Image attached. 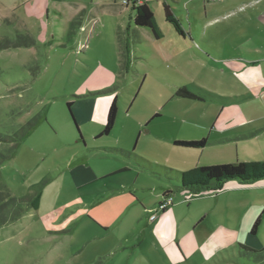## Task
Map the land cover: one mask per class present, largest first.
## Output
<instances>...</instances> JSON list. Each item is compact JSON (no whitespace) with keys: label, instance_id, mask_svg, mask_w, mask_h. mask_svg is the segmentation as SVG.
<instances>
[{"label":"rangeland","instance_id":"374dc122","mask_svg":"<svg viewBox=\"0 0 264 264\" xmlns=\"http://www.w3.org/2000/svg\"><path fill=\"white\" fill-rule=\"evenodd\" d=\"M144 1L154 10L161 39L130 23L131 6L127 11L121 0H69L66 17L54 15L49 2H16L9 10L14 2L0 0V221L9 219L0 225V264H167L151 227V211L164 195L160 174L264 160H256L264 148L259 138L209 143L210 117L231 128L252 117L241 112L250 105L247 99L235 97L238 77L210 70V25L226 22L224 0ZM165 2L184 31L192 30L187 39L165 19ZM119 31L145 51L123 69L108 55ZM172 44L183 47L176 59L170 57ZM182 86L208 99L176 96ZM90 88L106 92L83 98ZM210 93L220 102L210 103ZM116 97L117 126L96 139L92 125L80 122L88 102ZM69 102L85 141H78ZM134 127L143 130L132 138ZM203 139L204 147L175 144ZM86 152L98 173L108 174L74 186L70 166ZM244 190L177 192L170 207L210 194V219L232 220L240 210L231 206L243 194L246 200L257 197ZM38 191L43 201L36 210L26 198ZM17 204L25 212L14 218Z\"/></svg>","mask_w":264,"mask_h":264},{"label":"crops","instance_id":"0c3cea01","mask_svg":"<svg viewBox=\"0 0 264 264\" xmlns=\"http://www.w3.org/2000/svg\"><path fill=\"white\" fill-rule=\"evenodd\" d=\"M12 1L8 5L9 10L15 7L16 2L35 3L36 6L43 5L45 2L53 6L54 15L66 17L67 13L64 8L68 7L69 0H7ZM103 1V0H101ZM119 1L120 0H114ZM140 3H146L140 0ZM60 4V6H59ZM148 4V3H147ZM29 5V4H28ZM71 6V5H70ZM128 11V6L126 5ZM224 19L225 23L222 25H210V70L216 73L230 72L235 74L240 83V87L236 91V99H247L246 102L250 103L249 107L241 106V112L246 115L247 112L251 113L252 117L246 122L240 124L237 128L225 127L219 123L218 119H211L210 117V144L223 143L231 139H250L259 138L264 140V0H224L223 1ZM76 10H78L76 8ZM130 23H134V11L129 10ZM216 17L210 20H218ZM140 27V26H137ZM122 28V25H119ZM120 32V31H119ZM118 34L120 35V33ZM181 35L188 38L192 35V30L189 28L188 34ZM162 35L161 38H163ZM112 38V36H111ZM115 38V37H114ZM130 35L121 36V39L115 38L110 42V53L108 55L117 57L118 63L123 69L131 63V60L140 59L145 54L142 46L139 48L130 39ZM157 38V39H161ZM181 43V42H180ZM192 45V41L190 42ZM176 45V44H175ZM185 48H188L185 43ZM180 47H174L172 44L169 47L170 57L176 59L179 54ZM107 50V48H106ZM92 53L89 52L88 55ZM100 58L97 55H92V58ZM99 85L98 88H102ZM186 87V86H182ZM187 88V87H186ZM188 89V88H187ZM85 89L83 98H89L101 95L106 92V89ZM206 95V93H204ZM202 95V94H201ZM210 103L220 102L219 96L210 93ZM223 98V97H222ZM115 99V98H114ZM112 98L107 99H93L89 100V106L86 108L88 115L85 114L84 118L80 121L82 123H90L92 125L91 133L96 139L107 137L114 132L117 126V120L113 130L103 136L99 134L104 130L107 123L109 109L112 105ZM117 104H118V97ZM98 101L99 104H95ZM225 102V101H224ZM103 104V105H102ZM241 105V104H240ZM248 108V109H247ZM159 114L157 111L155 115ZM75 118V125L79 131L78 141H85V136L80 130L78 120ZM158 116V115H157ZM142 126V125H141ZM195 126H197L195 124ZM202 130H208V127L199 126ZM238 130V131H235ZM143 129L134 127L130 131V137L134 138L139 132L141 134ZM233 130V133H231ZM206 132V131H205ZM90 133V134H91ZM238 133V134H235ZM92 135H89L90 137ZM140 136V135H139ZM121 151L130 158H141L138 155H133L121 148H110ZM86 150V149H85ZM261 157L256 160L264 159V148L261 150ZM92 158L89 153H85L78 162L70 166L71 179L74 186H81L86 183H91L98 180L105 173H98L95 167L91 164ZM77 162V163H75ZM183 171L168 170L166 175H161L164 179L162 193L171 192L174 195L178 192L192 191L184 189L179 185V173ZM167 176V177H166ZM216 189L218 187H212ZM211 188V189H212ZM245 189L244 191L249 195L257 196L253 199H247L243 194V200L232 208L240 210V216L231 220V216L227 218L214 217L210 219V194H207L204 199L189 201L187 203L178 202L174 206L169 207L166 211L161 213L154 222L151 224L153 230L158 233V239L162 244V251L167 259V264H264V179L257 180L251 183H243L238 180H228L223 183L219 191L230 189ZM142 189V188H140ZM210 188L204 189L206 191ZM42 191L36 192L32 197L27 199L30 202L35 196ZM206 193V192H205ZM162 198L159 200V202ZM42 195L39 202V209L42 205ZM175 201V199H174ZM158 202V204H159ZM188 204L187 208L186 205ZM196 205V208H193ZM229 210L231 208L229 207ZM151 214V213H150ZM259 223L253 230L255 223ZM240 245L246 246L249 249L262 252V259L255 261L242 254ZM238 261V263H237Z\"/></svg>","mask_w":264,"mask_h":264},{"label":"trees","instance_id":"16d2710c","mask_svg":"<svg viewBox=\"0 0 264 264\" xmlns=\"http://www.w3.org/2000/svg\"><path fill=\"white\" fill-rule=\"evenodd\" d=\"M131 7L134 11V24L140 27H147L149 28L156 38H161L163 33L160 30L154 10L147 4V3H140L139 0H131ZM164 15L165 19L172 24L174 30L184 35V29L178 19L175 16L170 6L165 2L164 3ZM119 38L121 39V31L119 32ZM123 65L126 66V63ZM176 96L184 97L189 99L195 100H206L208 99L207 96L194 93L188 90L186 87H180L176 91ZM72 104L73 102L68 103V108L72 114L73 119L74 115L72 112ZM118 116V104L117 99L115 98L112 102V105L108 112L107 123L105 125L104 130L99 134V136L109 134L116 123ZM207 143V140L203 139L201 141H182L178 142L175 141V144L182 145V146H190V147H204ZM179 185L184 189H188L193 192V194H199L202 190L212 187H218L217 189L221 188L224 182L228 180H238L243 183H251L255 182L260 179H264V160L263 161H237L235 163L230 164H217L211 166H197L192 168L188 171H183L179 173L178 176ZM171 192H167L166 194H170ZM41 192H39L33 200L30 201V205L33 208H38L39 202L41 199ZM15 201L16 199H12ZM18 211L13 217H18L20 214L25 212V209L22 208L17 204ZM168 209V208H167ZM166 209V210H167ZM164 210V211H166ZM11 219H14V218ZM9 219L5 218L0 221V225L7 224ZM259 220L255 223L253 230L255 231ZM240 249L242 254H245L248 258L252 260L260 261L262 259V252L255 251L249 249L246 246L240 245Z\"/></svg>","mask_w":264,"mask_h":264},{"label":"built area","instance_id":"2783aa9c","mask_svg":"<svg viewBox=\"0 0 264 264\" xmlns=\"http://www.w3.org/2000/svg\"><path fill=\"white\" fill-rule=\"evenodd\" d=\"M125 5H131V0H121ZM140 2V0H139ZM174 203V198L171 194L163 195L162 200L159 202L156 210H152L151 220H155L157 218V213L159 211H164L169 208Z\"/></svg>","mask_w":264,"mask_h":264}]
</instances>
